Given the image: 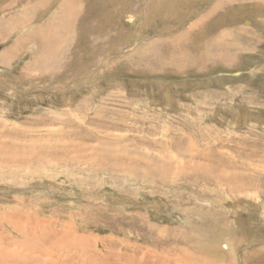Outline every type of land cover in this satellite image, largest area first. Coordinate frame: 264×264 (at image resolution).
<instances>
[{
  "label": "rangeland",
  "instance_id": "1",
  "mask_svg": "<svg viewBox=\"0 0 264 264\" xmlns=\"http://www.w3.org/2000/svg\"><path fill=\"white\" fill-rule=\"evenodd\" d=\"M25 232L264 264V0H0V237ZM49 250L26 261L96 257Z\"/></svg>",
  "mask_w": 264,
  "mask_h": 264
},
{
  "label": "bare ground",
  "instance_id": "2",
  "mask_svg": "<svg viewBox=\"0 0 264 264\" xmlns=\"http://www.w3.org/2000/svg\"><path fill=\"white\" fill-rule=\"evenodd\" d=\"M75 1V0H74ZM73 2V1H72ZM70 3V2H69ZM214 8V7H213ZM216 8H214L213 10H215ZM217 10V9H216ZM210 15V14H209ZM208 16V15H207ZM204 18V17H203ZM195 23V22H194ZM248 25V24H247ZM232 40H234V39H232ZM47 41H50V40H47ZM53 41H54V38H53ZM55 42V41H54ZM50 43H51V41H50ZM54 45V44H53ZM55 45H56V43H55ZM50 47H51V45H49ZM52 48V47H51ZM50 48V49H51ZM221 50V49H220ZM219 50V51H220ZM218 51V52H219ZM78 104V103H77ZM110 144H112V143H110ZM114 145V144H113ZM209 152V151H208ZM205 153V152H204ZM208 154V153H207ZM201 155V154H200ZM204 158H206V157H204ZM208 158H210V157H208ZM225 162V161H224ZM214 167V166H213ZM213 167H211L212 169H213ZM209 171H210V167H209ZM207 173V172H206ZM24 230H27L28 231V229L27 228H25ZM31 233H33V232H31ZM37 233H39V232H36V234ZM52 233V232H51ZM43 234V233H42ZM215 234L216 233H214L213 232V236H215ZM56 235L57 234H51L50 235V239L52 238L51 236H55L56 237ZM217 235V237H219L218 236V234H216ZM9 235H7V236H3V237H0V264H8V262H11V263H13V264H15V262L16 263H19V261H21V260H23L20 264H30V263H32L33 261H30V262H27L26 260L28 259V260H31L32 258L33 259H38L39 261H41L39 258H38V256H43V255H45L46 253H47V251H44V250H49V249H51V250H49V253H48V256H50V258H52L53 259V263L57 260V256H58V254H61L62 252H66V251H70L72 248H74V251H78V252H84V254H86V255H88V254H90V255H93V254H95L96 255V257L92 260V256L91 257H89V258H87L88 260H89V262L90 263H92V264H95L96 263V261L97 262H99L100 260H99V255L101 254L100 253V251H98L96 248H90V250L89 251H87V249H86V251H84L83 249H82V246H84V245H88L87 243H85V239L83 238L84 236H79V237H76L75 238V235H73V242H74V244H70V243H61V242H58V241H56V242H51L50 244H49V247L48 246H45V247H47V248H45L44 247V244H43V242L42 243H40V241H41V237H42V235H41V233H39V235H37V236H35V237H33V235L32 234H30V233H23L21 236H20V239L18 238V237H14V238H12V237H8ZM78 236V235H77ZM62 237V236H61ZM61 237H59V238H56V239H60ZM203 237V236H202ZM16 238H18V239H16ZM34 238V239H33ZM94 241H95V239H94ZM197 241H199L198 239H197ZM196 241V243H198ZM215 241V240H214ZM209 242V241H208ZM212 242V241H211ZM2 243V244H1ZM216 243V242H215ZM215 243H213V244H215ZM9 244H15L16 246H14L15 248V250L14 251H8V252H3L2 250H4L5 251V249L7 248V247H4V245H9ZM195 244V243H194ZM10 246V245H9ZM8 246V247H9ZM11 246H13V245H11ZM209 246V245H208ZM193 247H194V250H197L198 251V255H196V256H194V257H202L203 255H200V253L201 254H204V255H215V254H217V251L215 250L216 248H202V247H198V246H196V245H193ZM86 248H88V246L86 247ZM188 251V250H187ZM187 251H184V253H183V256L184 257H187V256H190L189 254L191 253H187ZM77 252V254L79 255V253ZM66 253H68V252H66ZM76 253V252H75ZM194 253V252H193ZM30 255H32V256H30ZM64 255V254H63ZM218 256H222V255H224V254H221V253H218L217 254ZM48 256H47V258H48ZM60 256V255H59ZM81 256V254L79 255V257ZM19 257H20V259H19ZM44 258H45V256H43ZM78 257V256H77ZM118 257H120V255L118 256ZM248 257V256H247ZM246 257V258H247ZM50 258H48V260H50ZM121 258H122V256H121ZM190 258H192V257H190ZM32 259V260H33ZM41 259H43V258H41ZM76 259V258H75ZM96 260V261H95ZM77 261V260H76ZM81 261V260H80ZM73 262H75V261H73ZM34 263V262H33ZM32 263V264H33ZM50 263H52V262H49V264ZM80 263H82V261L80 262ZM10 264V263H9ZM36 264V263H35ZM40 264V263H39ZM47 264V263H46ZM75 264H78L77 262L75 263ZM100 264H110V262L109 261H107V260H103Z\"/></svg>",
  "mask_w": 264,
  "mask_h": 264
}]
</instances>
